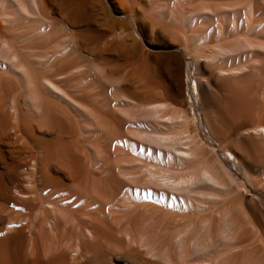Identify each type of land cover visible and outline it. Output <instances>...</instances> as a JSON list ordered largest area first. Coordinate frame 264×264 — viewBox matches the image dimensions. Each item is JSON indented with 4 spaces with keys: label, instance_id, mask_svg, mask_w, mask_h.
<instances>
[{
    "label": "bare ground",
    "instance_id": "1",
    "mask_svg": "<svg viewBox=\"0 0 264 264\" xmlns=\"http://www.w3.org/2000/svg\"><path fill=\"white\" fill-rule=\"evenodd\" d=\"M0 264H264V0H0Z\"/></svg>",
    "mask_w": 264,
    "mask_h": 264
},
{
    "label": "rangeland",
    "instance_id": "2",
    "mask_svg": "<svg viewBox=\"0 0 264 264\" xmlns=\"http://www.w3.org/2000/svg\"><path fill=\"white\" fill-rule=\"evenodd\" d=\"M186 95V96H185ZM183 96H185V97H188V91H186V90H184L183 91ZM194 111V116H197V123L199 124L200 122H201V120H202V118H201V114H200V112H199V110L198 109H194L193 110ZM203 140H204V142H206L207 144H210L211 145V143H212V141L211 140H209V139H207V138H204L203 137ZM212 146V145H211ZM220 154H221V152H220ZM223 156V157H222ZM221 157L230 165V160L229 159H227V156L226 155H222ZM224 157H226V158H224Z\"/></svg>",
    "mask_w": 264,
    "mask_h": 264
}]
</instances>
